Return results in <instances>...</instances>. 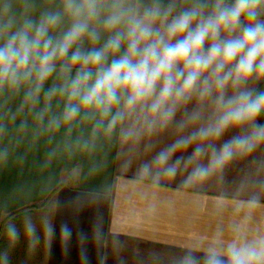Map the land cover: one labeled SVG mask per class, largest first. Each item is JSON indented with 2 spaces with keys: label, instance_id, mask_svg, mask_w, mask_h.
<instances>
[{
  "label": "clouds",
  "instance_id": "clouds-1",
  "mask_svg": "<svg viewBox=\"0 0 264 264\" xmlns=\"http://www.w3.org/2000/svg\"><path fill=\"white\" fill-rule=\"evenodd\" d=\"M0 109V140L9 123L34 139L64 129L70 153L116 139L141 179L222 178L264 146V0H0ZM9 155L0 146V164ZM36 229L25 216L6 234ZM172 264H264V232Z\"/></svg>",
  "mask_w": 264,
  "mask_h": 264
},
{
  "label": "crops",
  "instance_id": "crops-1",
  "mask_svg": "<svg viewBox=\"0 0 264 264\" xmlns=\"http://www.w3.org/2000/svg\"><path fill=\"white\" fill-rule=\"evenodd\" d=\"M19 103L17 97L8 107ZM89 131L82 125L73 137ZM68 140L64 129L51 138L20 136L11 123L0 140L10 152L0 164L4 264H16V255L20 264H172L183 249L217 235L264 232V146L233 160L222 178L184 187L181 177L139 178L138 161L127 166L116 139L100 137L91 149L71 153ZM25 216L35 234L10 240L6 226L19 227Z\"/></svg>",
  "mask_w": 264,
  "mask_h": 264
},
{
  "label": "trees",
  "instance_id": "trees-1",
  "mask_svg": "<svg viewBox=\"0 0 264 264\" xmlns=\"http://www.w3.org/2000/svg\"><path fill=\"white\" fill-rule=\"evenodd\" d=\"M32 206H35V205L25 206V207H23V208L17 210L16 212H20V211L25 210V209H27V208H30V207H32ZM16 212L11 213L10 215H12V214H14V213H16ZM4 246H5V242H4V240H2V239L0 238V254H1V251L3 250ZM3 262H4V259H2L1 256H0V264H4Z\"/></svg>",
  "mask_w": 264,
  "mask_h": 264
},
{
  "label": "rangeland",
  "instance_id": "rangeland-1",
  "mask_svg": "<svg viewBox=\"0 0 264 264\" xmlns=\"http://www.w3.org/2000/svg\"><path fill=\"white\" fill-rule=\"evenodd\" d=\"M18 259H19V258H18V257H17V255H16V260H17V263H16V264H18V263H19V262H18ZM20 259H21V258H20ZM21 260H22V259H21ZM19 264H20V263H19Z\"/></svg>",
  "mask_w": 264,
  "mask_h": 264
}]
</instances>
